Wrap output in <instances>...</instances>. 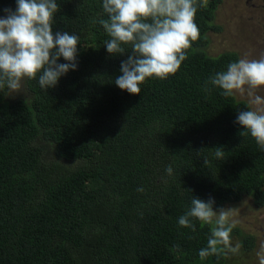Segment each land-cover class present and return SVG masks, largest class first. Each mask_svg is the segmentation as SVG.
I'll list each match as a JSON object with an SVG mask.
<instances>
[{
    "label": "trees",
    "instance_id": "1",
    "mask_svg": "<svg viewBox=\"0 0 264 264\" xmlns=\"http://www.w3.org/2000/svg\"><path fill=\"white\" fill-rule=\"evenodd\" d=\"M56 2L53 34L80 37L77 69L46 91L38 78L12 96L0 91V264H225L198 256L210 225L178 226L192 197L213 198V209L243 196L264 204V152L234 123L250 105L202 90L239 59L206 49L221 30V0L198 9L200 36L179 70L148 78L139 94L114 83L129 53L107 52L102 0ZM5 8L16 0H0L4 17ZM234 237L243 250L255 246L237 225Z\"/></svg>",
    "mask_w": 264,
    "mask_h": 264
},
{
    "label": "clouds",
    "instance_id": "2",
    "mask_svg": "<svg viewBox=\"0 0 264 264\" xmlns=\"http://www.w3.org/2000/svg\"><path fill=\"white\" fill-rule=\"evenodd\" d=\"M204 6V0H102L103 16L98 23L108 37L104 41L107 52L129 53L121 61L122 75L115 79V85L129 94H139L148 78L165 80L174 75L200 36L195 16ZM3 11L7 15L0 18V91L6 96L20 93L25 80L38 78L44 91L54 88L61 76L77 69L80 37L68 32L53 34L54 14L59 11L56 0H16L14 11ZM61 57L67 63H58ZM213 89H219L225 98L236 94L250 97L251 107L240 111L234 123L242 126L241 136H251L264 152V96L258 94L264 90V55L230 62L226 70L209 76L202 90L210 94ZM213 155L216 159L225 157L221 148ZM209 163L205 158L204 165ZM165 172L172 176V166ZM214 203L211 197L207 201L192 197L178 218L179 227L193 232L194 221L211 226L206 246L198 251L202 261L211 256L239 255L242 248L241 243L233 245L231 241L237 221L223 208L214 210ZM256 255L259 264H264V243Z\"/></svg>",
    "mask_w": 264,
    "mask_h": 264
},
{
    "label": "rangeland",
    "instance_id": "3",
    "mask_svg": "<svg viewBox=\"0 0 264 264\" xmlns=\"http://www.w3.org/2000/svg\"><path fill=\"white\" fill-rule=\"evenodd\" d=\"M3 17L0 15V18ZM215 22L221 26V30L208 33L210 43L206 49L209 54L233 50L239 58L247 56L258 59L264 55V0H221L215 12ZM258 94L264 96V90ZM235 96L249 104L247 94ZM220 208L229 211L237 226L255 238L252 250L241 248L239 255L226 256L225 264H259L256 253L264 243V204L255 206L250 196H243L241 200L225 203ZM231 241L235 245L238 239L234 237Z\"/></svg>",
    "mask_w": 264,
    "mask_h": 264
}]
</instances>
